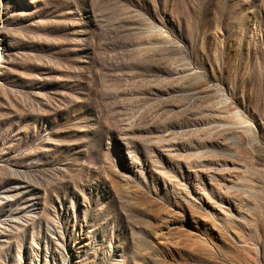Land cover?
I'll list each match as a JSON object with an SVG mask.
<instances>
[{
	"label": "rangeland",
	"instance_id": "obj_1",
	"mask_svg": "<svg viewBox=\"0 0 264 264\" xmlns=\"http://www.w3.org/2000/svg\"><path fill=\"white\" fill-rule=\"evenodd\" d=\"M0 264H264V0H0Z\"/></svg>",
	"mask_w": 264,
	"mask_h": 264
}]
</instances>
